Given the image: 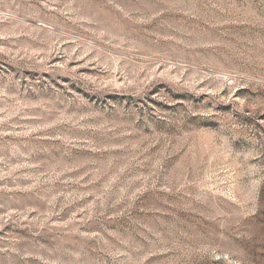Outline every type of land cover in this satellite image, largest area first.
I'll list each match as a JSON object with an SVG mask.
<instances>
[{
  "label": "rangeland",
  "instance_id": "1",
  "mask_svg": "<svg viewBox=\"0 0 264 264\" xmlns=\"http://www.w3.org/2000/svg\"><path fill=\"white\" fill-rule=\"evenodd\" d=\"M0 264H264V0H0Z\"/></svg>",
  "mask_w": 264,
  "mask_h": 264
}]
</instances>
